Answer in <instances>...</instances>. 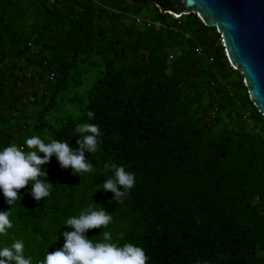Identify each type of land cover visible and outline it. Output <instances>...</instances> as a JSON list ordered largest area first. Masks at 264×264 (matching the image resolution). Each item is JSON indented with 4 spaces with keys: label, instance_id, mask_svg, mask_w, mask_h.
<instances>
[{
    "label": "trees",
    "instance_id": "1",
    "mask_svg": "<svg viewBox=\"0 0 264 264\" xmlns=\"http://www.w3.org/2000/svg\"><path fill=\"white\" fill-rule=\"evenodd\" d=\"M170 6L0 0V151L33 135L76 148L82 123L101 132L90 173L73 176L53 156L50 196L33 200L31 181L19 190L0 247L22 240L38 264L91 204L113 220L86 237L109 231L142 247L147 264H264V117L217 29L161 12ZM109 162L136 177L122 203L102 191Z\"/></svg>",
    "mask_w": 264,
    "mask_h": 264
},
{
    "label": "clouds",
    "instance_id": "2",
    "mask_svg": "<svg viewBox=\"0 0 264 264\" xmlns=\"http://www.w3.org/2000/svg\"><path fill=\"white\" fill-rule=\"evenodd\" d=\"M86 116L91 120L95 113L88 111ZM74 132L79 137L76 148L56 139L45 143L39 136L33 135L26 137L22 146L12 143L0 151V191L9 205L8 211L0 212V235L7 236L8 229L12 228L10 209L18 198L22 199L18 192L26 188L30 181L33 200L39 202L50 196L53 184L48 181L43 166L53 156L59 167L71 169L73 176L93 170L86 153L98 150V138L101 136L99 126L92 123L77 124ZM104 169L112 175L105 179L102 191L111 192L114 200L122 203L135 186V174L126 171L123 165L112 162L105 163ZM40 177H46L47 182ZM112 220V215L102 207L96 210L90 204L78 216H71L65 221L64 226L72 231L62 233L63 246L54 252H47L38 264H147L149 258L142 247L130 242L123 245L111 242L113 237L109 231L100 234L103 237L101 242L94 243L93 239L86 237L88 230L107 228ZM0 264H32V258L25 256L23 241L16 240L11 246L0 247Z\"/></svg>",
    "mask_w": 264,
    "mask_h": 264
},
{
    "label": "water",
    "instance_id": "3",
    "mask_svg": "<svg viewBox=\"0 0 264 264\" xmlns=\"http://www.w3.org/2000/svg\"><path fill=\"white\" fill-rule=\"evenodd\" d=\"M166 11L196 14L221 35L230 65L243 77L250 101L264 117V0H170ZM169 13V12H168ZM170 14V13H169Z\"/></svg>",
    "mask_w": 264,
    "mask_h": 264
},
{
    "label": "built area",
    "instance_id": "4",
    "mask_svg": "<svg viewBox=\"0 0 264 264\" xmlns=\"http://www.w3.org/2000/svg\"><path fill=\"white\" fill-rule=\"evenodd\" d=\"M171 15H173L175 18H178V16L176 14H174L173 12L168 11ZM149 22V21H148Z\"/></svg>",
    "mask_w": 264,
    "mask_h": 264
},
{
    "label": "rangeland",
    "instance_id": "5",
    "mask_svg": "<svg viewBox=\"0 0 264 264\" xmlns=\"http://www.w3.org/2000/svg\"><path fill=\"white\" fill-rule=\"evenodd\" d=\"M178 17H179V15L178 14H176Z\"/></svg>",
    "mask_w": 264,
    "mask_h": 264
}]
</instances>
